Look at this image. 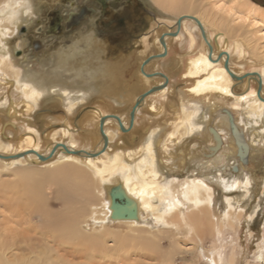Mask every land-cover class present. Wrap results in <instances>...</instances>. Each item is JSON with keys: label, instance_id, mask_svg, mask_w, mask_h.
<instances>
[{"label": "bare ground", "instance_id": "bare-ground-1", "mask_svg": "<svg viewBox=\"0 0 264 264\" xmlns=\"http://www.w3.org/2000/svg\"><path fill=\"white\" fill-rule=\"evenodd\" d=\"M40 1L42 2L43 0ZM53 1L57 8L63 9L62 11L57 10L61 11V15L64 18L69 14L70 10L73 12L72 10H77L82 4L91 2V0H69L66 3L64 2L63 6L58 7L61 1ZM140 1L146 7H156L162 13H171L174 17L172 23L164 24L165 30L159 32L156 38L158 44L154 48L155 52L150 54L156 55L164 52L165 55L152 59L145 64H143V61L150 55L141 58L139 63H137L138 69H136L138 71L135 74L139 85L131 80L127 84L128 86L122 89L124 91H117V88H113L112 84L115 82V85H117L116 83L119 80L117 74L125 72L126 66L101 63L103 67H106L104 70L101 68V72L105 79L113 82L110 84V87L113 88L112 90H116L114 92L111 91L113 95L102 96L103 98L101 99L97 98L100 102L96 108L87 110L91 114L92 124L83 131V136L81 135L83 133H79L77 130L75 132L73 128H54L46 133V137H49V140L43 143L44 145L41 149L42 138L37 135L38 133H36L34 127H29L14 143L10 140H3L0 127V154L15 155L23 153V155L14 158L0 157L1 162L4 161L9 165L31 162L32 164L38 163L51 166L49 173L41 174L37 172V175L41 176V178L43 177V180L48 179L49 181L58 182V185L62 188L59 192L61 197H58L62 199H64L63 193H66L67 190L68 193H74L78 190L86 194V191L88 190L87 193H89L90 188L93 187L94 191L98 192L99 202L90 203L84 207L87 208L84 212L87 217L83 216L85 221L81 222L73 214H52V208L48 206L46 197L43 196L38 188L41 182L37 181V175H34L36 173L29 172V170L18 173L19 176L30 181L27 182L25 187V199L28 206L36 208L37 214L40 213L38 215L42 217V224L39 222L40 225L31 229H39V231L40 228L41 231L42 229L49 230L50 236L60 242L54 243H57L64 253L66 252V246L63 244L67 243L75 248L76 246L85 249L89 248L91 251L99 252L104 256L108 254L118 256L119 253L116 252H122L124 249L128 251L129 248L133 247L134 242L148 247L149 241L145 238L129 236L128 234L123 235L107 229L109 225L124 224L130 228L129 230H132V226L140 224L139 222L148 215L153 216L155 224L159 223L162 226L171 227L175 232L186 229V234L188 232L198 238L200 235L218 236L221 227L225 223L228 226H232L233 218L239 220L243 211L241 209L242 205L239 203L243 199L250 198L249 187L252 176L246 172L248 170L243 166L246 164L242 162L243 165L238 163L236 168L237 170L241 169V171L237 172V174H232L230 178L221 175V172H218L217 175H211L212 177H207V180L216 182L223 191L225 210L221 216L220 223L216 224L212 213L214 188L209 183L195 176H187L182 182L175 185V182L178 181L177 179H167L160 171L163 165H166L165 167L169 171H173L172 167L177 168L179 166L178 162H181L179 158L181 156L175 154L177 146L184 137L194 136L205 140V138L207 139V133L209 134V141L205 144L207 145L205 147L212 154L218 152L216 157L215 155L214 157L220 160L223 167L228 166L231 159H234V151L237 144L236 142L234 143L235 138L230 130L228 116L221 111L222 108L228 109L235 116L234 123L236 128L238 132L242 133L246 143L248 141L252 147L253 143L258 144V148L261 146L260 144L264 145V68L262 70H243L244 64L241 61L238 63L233 62L227 31L221 29V25L226 26L229 30L230 28L233 30L236 27L237 31L246 29L242 30L246 36H239L240 38L243 37V43L241 44L249 42L250 38H254L256 43L255 41L252 43L256 44L257 48H255L258 50L257 44L264 37V33L259 31V26H264V6L252 0H198L202 4L206 1V5L204 4L201 8H198L197 11L196 8L199 7L197 6V0ZM39 4V0H0V89L2 88L3 90L2 92L0 90V114L11 118L10 122L13 126L16 125L19 118L24 117V119H27L28 113L25 115L23 113L35 109L45 96H49L50 99L51 97L56 99L70 115L81 103H84L98 91L97 86L90 83L91 79L101 74L98 70L95 72L89 70V83L84 86H78L74 84L75 81L70 80L68 82L67 79L61 78L54 71L50 75L43 72L46 75L45 77L41 76L42 73L39 74V70L37 74H30L31 72L23 71L17 65L15 56L21 54L19 50L22 52L23 48L29 47L31 43H29L27 34H21V32L25 29L27 30L35 18L40 17L42 7ZM203 12H207L210 17H207ZM180 16H185V18L181 20L177 27L176 20ZM190 17L200 23L205 33V38L201 35V30L195 20ZM95 20V17H86L77 27L76 30L80 32L81 39L73 41L66 46L67 50L64 54L57 56L59 63L65 64L67 54L71 55L79 52V48L84 46L83 40L85 41L86 38L91 36L90 33L94 30ZM47 22L46 19L40 27L45 29ZM205 23L207 25L211 24L216 31L211 33ZM160 26H162L161 23ZM224 29L226 28L224 27ZM36 30V34L39 35L38 29ZM237 31L235 30V32ZM14 32L18 33L15 45L22 49H13L10 45V37ZM173 32L176 33L171 35L170 33ZM237 33L235 34L237 35ZM162 35L165 42L164 46L159 41ZM44 36L46 39L54 37L51 34ZM146 39L147 35H144L138 41L141 43L143 41V51H146L149 47L148 43L146 44ZM92 41L89 42L92 43ZM173 41H178L182 44L181 49L186 51L184 55L168 58ZM199 42L201 43L200 47L196 48ZM208 44L211 45V51L208 49ZM235 45L238 56L244 55L243 47L241 49L238 42ZM259 50H262L261 46ZM226 59L228 68L232 73L238 76L243 75L241 80H235L229 75L223 65ZM152 64L155 68L150 70L149 68ZM238 66H241L242 69L238 68ZM60 68H56V70ZM158 68H161V70ZM248 73H255L256 76L245 75ZM78 75L81 77L82 73L78 72ZM257 80L261 81L259 94H257ZM177 81L181 83L178 87L173 88L176 102L174 101L175 103L171 107L174 111H177V118L171 121L172 118L171 120L165 119L167 116L161 117V115L163 111L165 113V107L170 103L167 99V94L172 89L173 82ZM187 81L190 83H187ZM155 86L161 87L145 94L139 104L134 107L136 99ZM127 103L129 104L124 109H121L120 113L119 110L116 112L112 111L113 108L120 109L121 105ZM146 106L158 116L157 120L149 121L150 124L145 129L146 134L144 137L138 138V144H133V146L136 145L135 147L129 146L124 153H122L123 151H117L110 155L108 151L111 148L113 139L120 137L123 135L122 133L131 132L137 124L136 117L139 111ZM131 113L133 116L130 121ZM105 116L101 134L99 121L101 117ZM120 125L125 130H121ZM209 127L213 128L219 135L220 145L216 149H214L216 140ZM58 135L62 136V139H58ZM136 138L134 139L136 140ZM247 145L249 156V144L247 143ZM30 150L32 152L25 153ZM75 150H81L84 153L76 154L73 152ZM189 151L191 153L189 155L191 161H195L199 157L197 156L198 153L192 149ZM181 153H183L182 150ZM211 153H208V156ZM38 155H44L45 159L39 160ZM209 163L217 165L214 159L210 160ZM83 169H87L90 174ZM239 176H241V179ZM262 182L264 187V179ZM117 184H120L127 196L135 201L137 218H111L109 189ZM239 188L244 189L240 195H228ZM72 195L74 197V194ZM66 198L69 201V197ZM258 206V202H256L252 210L250 209L251 212L246 218L247 223L253 219ZM236 208L238 211H235ZM82 223L84 224L83 228L89 226L92 231L87 232L83 229ZM262 226V244L258 246L260 254L264 250V221ZM112 234H116V247L110 250L104 241H106L107 235L111 236ZM24 241L26 243V240ZM215 252L217 257L212 260L213 264L223 263L224 255H222L221 247L220 249L217 248ZM19 256L15 255L14 258L6 257L4 251H2L0 252V264H49L42 259L44 252L37 251L34 252V255H29L26 258H23L25 256ZM58 259L59 262L62 261L60 257ZM231 262L232 256L226 260V263L231 264Z\"/></svg>", "mask_w": 264, "mask_h": 264}, {"label": "rangeland", "instance_id": "rangeland-1", "mask_svg": "<svg viewBox=\"0 0 264 264\" xmlns=\"http://www.w3.org/2000/svg\"><path fill=\"white\" fill-rule=\"evenodd\" d=\"M43 1L41 2L39 0V5L42 7V12H40L39 15L40 17L35 18L27 30L25 29L22 31L23 33L21 32V34H27L29 43H31L29 47H24L22 52L19 50V53L21 54H17V56H15L17 65H19L23 71L31 72L30 74H37V71L39 70V74L42 73L41 76L43 75L45 77V74L48 73V75H50L54 71V73L58 74L61 78L67 79L68 82L70 80L75 81L74 84L78 86H84L89 83V70H92L93 72L98 70V72L101 74L95 76V78L91 79L92 81H90V83L95 84L98 88L96 94L94 93L84 103H81V105H79L70 115L66 112L63 105L56 101V99H52V97L50 99L49 96H45L43 99H41L38 106L32 111L24 112V115L28 113L27 119H24V117L19 118L16 122V125L14 126L10 122L11 118L0 114L1 137L4 141L10 140L14 143V141L16 142L18 138L21 137L27 129H29V127H34L36 133H38L37 135L42 138L41 149L43 148V143L49 140V137H46V133L52 131L54 128L60 129L69 127V129L73 128L74 131L77 130L79 133H83V131L92 124L90 116L91 114L88 113L89 111L87 110L96 108L100 102V100L97 98L101 99L104 96L107 97L108 95H113L112 93L116 90H112L113 88H117V91H121L125 88V86H128L127 84H129L131 80L138 84L139 81L136 79L135 75L138 71L137 63H139L141 58H144L155 52L154 48L158 44L156 40L157 35L159 32L165 30L164 24L168 25L174 20V17L171 13H168V15L162 13L156 7H146V5H144V3L140 0H112L113 2L109 3L107 7L103 9L102 15L95 23V27L93 28L94 30H92L90 33L91 36L86 38L85 41L83 40L84 46L79 48V52L75 51L77 53L71 55L67 54L68 56L66 57L67 59L64 64L59 63L57 56L64 54V52L67 50V45L71 44L73 41L80 40L81 34L78 30H76V26L75 28L65 30V32L59 36L52 37V39H46L41 33L39 35L36 34V29L40 27L48 18V11L57 8V5L54 4V1ZM59 1H61V3L58 4V7H61L63 6L64 2L66 3L69 0ZM252 1L264 6V0ZM205 3L203 2L202 4L197 0V6L199 7H197L196 10L198 11V8H201ZM59 10L62 11L63 9ZM203 13L207 17H210V15L208 16L207 12ZM116 16L122 17L123 22L121 24L118 23L117 20H114ZM160 23L162 26H160ZM207 27L211 33L216 31V29H214L211 24L207 25ZM221 27L222 30L227 31V36L230 40L231 59L233 58L232 61L235 63L241 61L244 64L243 70H262L264 68V54H262L264 53V51L262 52V50H264V37L259 40V43L257 44L258 50H256V44H253V41H255L254 38V40L250 38L249 42H244V44H241L243 43V37L246 36L243 33V31L246 29H239L238 31H241L239 33L236 29L237 27L233 28V30L232 28L229 30V28L223 25H221ZM224 27L226 29H224ZM259 28V31L264 33V26L261 25ZM235 30L238 33L235 32ZM73 31L75 33H73ZM235 33H237V35ZM17 34L18 33L14 32V34H12L10 37V45L13 49L20 48L16 47L15 45V39L18 37ZM144 35H147L146 44L148 43L149 45L146 51H143L142 49L143 41L142 43L138 42L140 37ZM241 35L243 37L240 38L239 36ZM233 36L237 39H234ZM35 40H40L42 44L38 50L33 46V42ZM89 41H92V43L94 42L97 45L94 43L92 44ZM236 42L240 44L239 47L241 49L243 47L244 55L238 56L237 49H235ZM200 44L201 43L199 42L196 48L200 47ZM259 45L261 46L262 50H259ZM171 46L172 47L169 51L168 58L182 56L186 52L184 51L185 49H181L182 44L178 41H173ZM260 54L263 56H260ZM101 63L126 66L125 72H122V74L119 72V74H117L119 79L116 83L117 85H115V82L113 83L110 80L105 79L101 71L106 67H103V64ZM67 66L69 67L68 69ZM153 66V64L150 65L149 69L153 70L155 68ZM59 67L61 68L56 70V68ZM101 68L103 69L101 70ZM238 68H241V66H238ZM158 69L161 70V68ZM43 72H45V74H43ZM78 72L82 73L81 77L80 75L77 76ZM111 83H113V88L110 87ZM180 83L181 82L178 81L173 82L172 89L167 94V99L170 103L166 105L165 113L163 111L161 115V117L166 115L167 117L165 116V119L171 120L172 118L171 121H174L177 118V111H174L171 108L172 104L176 102L173 88L178 87ZM187 83L190 82L187 81ZM0 90L1 92L3 91L2 88ZM132 96H134V94H132ZM128 104L129 103L121 105L120 109L113 108L112 111L114 110L113 112H116L119 110L120 113L121 109H124V107ZM157 117L158 116L147 106L141 108L139 114L136 117L137 124L135 128L131 132L122 133L123 135L120 137L114 138L108 153L110 155L116 153L117 151H123L122 153H124L125 149L129 148V146L135 147L138 144V138L144 137L146 134L145 129L152 120L156 121ZM233 117L235 119L234 115ZM27 122L29 123L27 124ZM81 135L83 136L84 133ZM206 136L207 139L205 138V140L196 138L194 136H190L191 138L188 136L187 138L184 137L177 146L175 154L177 156H181L179 157L181 159V162H178L179 166L177 168L172 167L173 171H169L168 168L165 167L166 165H163L161 166L160 172L167 179H177L178 181L175 182V185L182 182L187 176H195L209 183L214 188L212 205L213 219L214 223L219 224L221 221V216L225 210L223 205V191L216 182L207 180V177H212L213 175H217L218 172H221V175L230 178L232 174H237V172L241 171V169L234 170V167L236 168L238 163L240 165L243 164L237 157L236 146V150L234 151V159H231L228 166L223 167L222 163H220V160L215 158L218 152L212 154L210 150L205 147L207 146L205 144H207L209 141V134L207 133ZM135 137H137L136 140L134 139ZM57 138L62 139V136L58 135ZM247 143L249 144V156L246 165L243 166H245V169L248 170L246 172L253 178L251 177L252 181L249 187L250 198L243 199L239 203L242 205L241 209L243 210L239 220H235L232 216V226H228L225 223L221 227L218 236L214 235L213 237H210L200 235L199 238L195 235H191L188 232L186 234V229L175 232V230H173L171 227H165L159 223L155 224V219L152 215H148L145 219L139 222L140 224L132 226V230H129L130 228L124 224L109 225V228L107 229H111L116 233L142 237L149 241L148 247L134 242L133 247L129 248L128 251L124 249L122 252H116L119 253L118 256H113L111 254V256L109 254V256H104L99 252L91 251L89 248L85 249L78 246L75 248L68 243L63 244L66 246V252L64 253L62 248H60L57 243H54L58 242V240H55L50 236L49 230L42 229L41 231V228L40 231L39 229L32 230V227L35 228V226L37 227V225L42 224V217L38 215L40 213L37 214L36 208L28 206V203L25 199V187L27 182L30 181H28L26 178H22V176H19L18 173L29 170V172L36 173L34 175H37V172L46 174V172L49 173L48 171L51 170V166L41 165L38 163L32 164L31 162L9 165L4 161H0V252L4 251L6 257L14 258L15 255H20L25 256L23 258H26L29 255H34V252L40 251L44 252V257H42V259L49 264H213L212 260L216 259L217 257L215 250H217V248L220 249L221 247L222 255H224V262L217 264H229L226 263V260L231 256V264H264V250L260 254L258 247L262 244L263 238L262 223L264 221V187L262 180L264 179V145L260 144L261 146L258 148V144L256 145L253 143L252 147L248 141ZM133 144L136 145L133 146ZM254 146H256V148H254ZM191 149L198 153L197 156L199 157H197L195 161H191V157H189V155H191L189 150ZM181 150L183 153H181ZM208 153L211 154L208 156ZM212 159L215 160L217 165L209 163V161ZM83 170L90 174L87 169ZM86 172L85 174L87 175ZM239 177L241 179V176ZM42 178L41 176L37 175V181L41 182L38 188L43 196L46 197L48 206L52 208V214H73L76 215L78 221L82 222L85 219L83 216L87 217V215L84 214L87 208L84 207L90 203L94 204L99 202V194L96 190L94 191L93 187L90 188L89 193H87V190L86 194H83V192L78 190L74 193L69 192V194L67 192L68 190H65L68 194L64 196L66 194L64 192V195H62L64 199H62L60 198L61 196L59 194L60 190L62 189L60 188V185H58L59 183L56 181H49L48 179L43 180ZM243 190V188H239L233 192H230L228 195H240ZM72 194H74V197ZM66 197H69V201ZM256 202H258L259 206L254 214L253 219L247 223L246 218ZM235 211H238L237 208ZM83 225L84 224L82 223V228ZM83 229H85L87 232L92 231V228H89V226H86V228ZM115 235L116 234H112L111 236L107 235L106 241H104L105 245L110 250H113L116 247ZM24 240H26V243ZM58 257L62 259L61 262H59Z\"/></svg>", "mask_w": 264, "mask_h": 264}, {"label": "water", "instance_id": "water-1", "mask_svg": "<svg viewBox=\"0 0 264 264\" xmlns=\"http://www.w3.org/2000/svg\"><path fill=\"white\" fill-rule=\"evenodd\" d=\"M89 13H93L94 10L93 9H88ZM85 11L82 9L79 12H69L68 14V18L66 20V25L67 28L78 24L79 21L82 19L83 15H84ZM55 16V21L56 23L53 24V26H49V29L46 31V34H51L54 33L56 29H59V22L61 21V13L59 10H55L54 12ZM185 18V16H180L177 18L176 20V25L177 27L179 26L181 20ZM193 20H195V22L197 23V25L199 26L200 30H201V35L203 36V38H205V33L203 31V29L200 26V23H198V21L196 19H194L193 17H190ZM176 32L170 33L171 35H174ZM159 41L161 43L162 46L165 45V42L163 40V35L160 36ZM34 48L37 49L39 48V42H37V40H35L33 42ZM208 49L209 51H211V45L208 44ZM165 55L164 52L160 53V54H156V55H150L147 58H145V60L143 61V64L147 63L148 61L155 59V58H159V57H163ZM227 59L223 62L224 68L227 70V72L229 73V75L235 79V80H241L243 78V75H236L234 73H232L227 65ZM162 75V74H160ZM245 75H252V76H256L255 73H248ZM166 83V80H165ZM164 85V84H163ZM161 86H155V87H151L149 90H147V92L141 94L135 101L134 107L137 106L139 104V102L141 101V99L143 98V96L147 93L152 92L155 88H159ZM261 88V81L257 80V94H259V90ZM221 111H223L225 114H227L228 119H229V125H230V130L235 138V142L238 146V150H237V156L240 160V162H242L243 164L247 163V158H248V145L245 142L242 133L238 132L236 125L234 123V117L232 115V113L226 109V108H222ZM132 116L133 114H130V121L132 120ZM115 117V116H114ZM105 117H101L100 121H99V127H100V132L102 134V124ZM116 118V117H115ZM121 130H125V128L120 125ZM210 128V127H209ZM215 140H216V145L214 147V149H216L219 145H220V139H219V135L217 134V132L213 129L210 128ZM103 136V135H102ZM104 137V136H103ZM104 148V146H103ZM28 152H32L27 151L25 153ZM76 154H83L84 152L81 150H75L73 151ZM22 154H15V155H2L0 154L1 158H14V157H18L21 156ZM39 160H44L45 156L44 155H38ZM237 168V165H236ZM234 167V170L236 169ZM109 196H110V209H111V218H123V219H135L137 218V207H136V203L134 200H132L130 197L127 196V194L124 192V190L122 189V187L120 186V184H117L115 186H112L109 189Z\"/></svg>", "mask_w": 264, "mask_h": 264}, {"label": "flooded vegetation", "instance_id": "flooded-vegetation-1", "mask_svg": "<svg viewBox=\"0 0 264 264\" xmlns=\"http://www.w3.org/2000/svg\"><path fill=\"white\" fill-rule=\"evenodd\" d=\"M93 2H95L96 4L93 3ZM111 2H113V1L112 0H91V2H87V3L82 4L79 8H77V10H72L73 12H79L80 10L83 9L85 11V13H84L82 19L79 21L78 24H75V25H73V26H71L69 28H67V25H66V20L68 18V14H67V16L65 18L61 15V21L59 22V29H56L54 33H51V35L59 36V35L63 34L65 32V30H69L71 28H75V26H76V29H77V27L83 22V20L86 17H95L96 18V20L94 21V27H95V23L98 20V18L102 15L103 9H105L107 7V5L109 3H111ZM57 9H59V8H56L54 10L52 9V10H50L51 12L48 11V13H47L48 14L47 27L45 29L41 28V27H38L37 28L38 29V33H41V34L43 33V35H50V34H46V31L49 29V26H53V24L56 23L55 18H54V16H55L54 12ZM88 9H93L94 12L93 13H89ZM69 12H71V10ZM60 13H61V11H60ZM114 20H117V22L120 23V24L123 22V19H122L121 16H118V17L116 16L114 18ZM43 29H44V31H43ZM73 33H75V32H73ZM37 42H39V48H37V50H38V49H40L42 44H41L40 40H37Z\"/></svg>", "mask_w": 264, "mask_h": 264}]
</instances>
